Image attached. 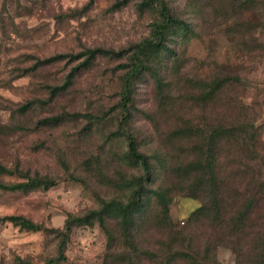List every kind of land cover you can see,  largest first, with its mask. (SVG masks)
<instances>
[{"label": "rangeland", "instance_id": "obj_1", "mask_svg": "<svg viewBox=\"0 0 264 264\" xmlns=\"http://www.w3.org/2000/svg\"><path fill=\"white\" fill-rule=\"evenodd\" d=\"M122 1L0 0V163L56 181L45 191L28 194L0 190V217L20 216L50 231H63L68 215L96 209L101 199L123 197L113 185L105 187L98 174L115 180L121 175H139L120 161L125 151L123 138H110L119 128L111 109L118 100V75L113 71L120 62L98 58L91 68L77 74L66 93L50 103L36 102L45 101L48 88L64 82L81 62L63 61L33 69L37 59L97 48L118 51L148 36L155 15L141 7L142 0L123 5ZM164 1L193 31L185 39L171 40V48L182 60L179 75L164 69L165 79L171 82L165 94L173 105L162 109L153 80L144 78L136 88L132 125L123 131L126 135L129 129L133 131L147 155L176 162L189 158L185 154L195 142L190 136L183 146H177L169 138L176 128L191 129L193 136L215 125L244 129L241 136H234L242 140L239 146H233V141L221 144L223 215H231L237 201L240 205L248 198L263 200L253 225L227 231L218 219H193L203 201L187 196L161 171L153 174L148 188L160 185L169 192V222L162 225L157 221L159 209L151 200L137 221L139 242L157 251L183 249L206 264H264V254L257 253L259 257L250 252V247L255 249V238L264 232L260 231L262 220H257L259 215L264 217V189L254 194L255 185L249 186L252 177L261 176L257 181L264 182V0H237L236 8L229 0ZM200 80L223 85L212 98L201 102L197 97L204 92L196 86ZM29 101L33 105L22 113L21 106ZM62 112L97 118L94 124L84 118L55 127L39 124ZM0 181L22 180L3 176ZM113 235H118L117 229ZM61 240L59 234L46 236L10 223L0 225V264H44L56 257ZM106 244L98 225L74 226L63 264H104L110 257Z\"/></svg>", "mask_w": 264, "mask_h": 264}, {"label": "trees", "instance_id": "obj_2", "mask_svg": "<svg viewBox=\"0 0 264 264\" xmlns=\"http://www.w3.org/2000/svg\"><path fill=\"white\" fill-rule=\"evenodd\" d=\"M128 1L123 0L120 4H126ZM232 1L234 3L231 6L238 7V5H235L237 0H229V3ZM207 3V6L211 5L210 1H207ZM220 5L226 6L223 2ZM141 7L153 13L155 18L151 23L148 36L138 43L118 51L97 48L87 49L78 55L59 54L43 60L37 59L33 67V69H36L63 61L81 60L66 75L64 82L48 88L49 95L45 101H36L38 103H50L55 97L66 93L77 74L81 70L91 68L98 58L120 62L113 71L118 75V100L111 109L117 115L119 128L110 134V138L111 140L123 138L125 151L119 157L120 161L139 172L138 176L128 178L121 175L116 180L106 177L104 174H98V178L105 187H112L113 185L116 190L123 194V197L108 201L101 199L96 209L80 216L68 215L63 231H50L44 226L20 216L0 217V225L10 223L12 226L28 232H43L46 236L61 235L62 240L57 247L56 257L46 260L44 264H63L65 262V247L72 228L74 226L93 227L94 225H98L107 238L106 256L110 254V257L107 256L106 259L104 257V264H135V260L140 264H206L183 249L171 251L167 248L164 251L162 249L157 251L143 247L139 242L138 231L135 230L137 221L144 212L145 206H149L151 200L159 209L156 214L157 221L162 225L169 222V192L160 185L153 189L148 188V183L153 174L155 175L161 171H166L167 176L170 175L185 190L187 196L203 201L202 206L193 213V219L204 218L211 221L218 219L222 228L231 232L238 231L249 223L253 225L256 220V208L259 209L263 199L251 200L248 198L240 205L237 201L234 203V212L229 216L223 215L221 191L223 180L221 181L219 175L220 164L218 163L221 148L223 149L221 144L224 140L225 142L233 141V146H239L242 140L240 137L236 138L234 136L239 135L240 132L244 133V129H228L221 125H215L207 132L193 136L195 133L191 129L176 128L170 133L169 138L172 139V142L176 141L175 143L179 147L185 144L184 140L186 138L195 137V142L193 145H189V150L185 154V156L189 154V158L176 162H168L165 156L161 155L155 154V157L147 155L140 149L141 147L133 131L129 129L127 135L124 133L123 130L132 125L136 112V88L144 78L148 77L153 80L157 96L163 102L162 109L167 110L172 107L173 102L165 94L171 82L165 79L166 70L164 69L170 68L169 71L177 76L180 74L179 69L182 60L176 51L171 48V40L173 38L185 39L193 33L191 25L180 19L164 0H142ZM169 64L171 67H169ZM173 74L171 75L175 77ZM222 85L217 81L200 80L196 83V86L204 93H200L197 100L205 102L206 99L212 98ZM33 103V101H29L27 104L22 105L21 112L26 111ZM77 118L87 119L90 124H94L97 117L62 112L56 116L41 119L39 124L45 127H55L67 120ZM96 159H98L97 162L100 167V160L98 157ZM3 176L17 177L22 180L9 184L0 181V190L4 192L28 194L40 190L45 191L56 184V181L51 178L39 177L38 175L30 176L29 172H23L18 167L8 168L0 163V177ZM260 178L261 176H258L257 180ZM257 180L252 177L249 182V186L255 185L254 194L264 189V182L259 183ZM257 220H262L260 231H264V217L259 215ZM110 224L113 225L110 227ZM116 229L118 235L114 236L113 231ZM255 239L253 244L255 249L253 250L250 247V252L256 256H259L260 253L264 254V232L260 238ZM205 250L207 251L208 248Z\"/></svg>", "mask_w": 264, "mask_h": 264}]
</instances>
